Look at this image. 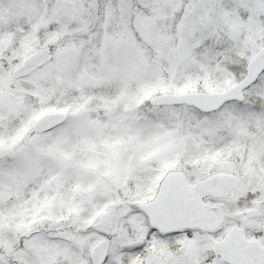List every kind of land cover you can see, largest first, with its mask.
I'll use <instances>...</instances> for the list:
<instances>
[{"label":"snow or ice","instance_id":"obj_1","mask_svg":"<svg viewBox=\"0 0 264 264\" xmlns=\"http://www.w3.org/2000/svg\"><path fill=\"white\" fill-rule=\"evenodd\" d=\"M0 264H264V0H0Z\"/></svg>","mask_w":264,"mask_h":264}]
</instances>
